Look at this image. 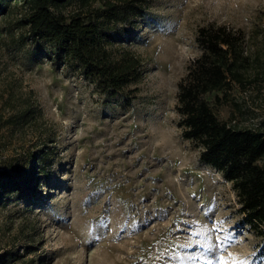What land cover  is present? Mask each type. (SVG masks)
<instances>
[{"label":"rangeland","instance_id":"rangeland-1","mask_svg":"<svg viewBox=\"0 0 264 264\" xmlns=\"http://www.w3.org/2000/svg\"><path fill=\"white\" fill-rule=\"evenodd\" d=\"M23 9L0 14V175L22 182L35 163L38 181L0 203V255H12L1 264H264L231 182L201 160L176 110L178 83L200 53L198 27L242 28L258 47L264 0H146L113 46L144 63L118 94L29 34ZM9 92L41 115L5 124ZM228 97L221 119L264 121V82Z\"/></svg>","mask_w":264,"mask_h":264},{"label":"trees","instance_id":"trees-1","mask_svg":"<svg viewBox=\"0 0 264 264\" xmlns=\"http://www.w3.org/2000/svg\"><path fill=\"white\" fill-rule=\"evenodd\" d=\"M74 1L70 13L62 6ZM24 8L29 34L48 41L57 56L75 61L102 90L120 93L143 73V59L129 49L114 55V43L127 36L128 26L146 11V0H0V14ZM253 36V35H252ZM200 53L190 60L178 83L176 110L182 135L199 149L200 158L231 182L239 203L241 223L261 239L264 251V121L242 125L232 112L230 120L217 114V107L230 101L235 86L246 91L264 82V42L255 46L251 35L226 23L198 27ZM5 124H27L41 115L28 97L9 92ZM238 104V103H236ZM35 111H39L35 113ZM40 158V156H38ZM30 175L20 182L0 175V203L13 191L30 193L37 183ZM0 264L12 255H0Z\"/></svg>","mask_w":264,"mask_h":264},{"label":"snow or ice","instance_id":"snow-or-ice-1","mask_svg":"<svg viewBox=\"0 0 264 264\" xmlns=\"http://www.w3.org/2000/svg\"><path fill=\"white\" fill-rule=\"evenodd\" d=\"M220 264H224L223 257H219ZM240 264H245L244 261H241Z\"/></svg>","mask_w":264,"mask_h":264}]
</instances>
